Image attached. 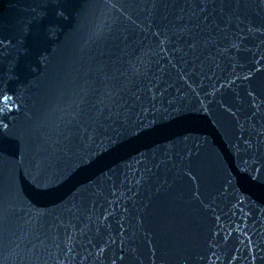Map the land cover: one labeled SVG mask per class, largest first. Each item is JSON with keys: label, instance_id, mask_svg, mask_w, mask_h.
<instances>
[{"label": "water", "instance_id": "1", "mask_svg": "<svg viewBox=\"0 0 264 264\" xmlns=\"http://www.w3.org/2000/svg\"><path fill=\"white\" fill-rule=\"evenodd\" d=\"M175 3L0 0V264H264V4Z\"/></svg>", "mask_w": 264, "mask_h": 264}, {"label": "snow or ice", "instance_id": "2", "mask_svg": "<svg viewBox=\"0 0 264 264\" xmlns=\"http://www.w3.org/2000/svg\"><path fill=\"white\" fill-rule=\"evenodd\" d=\"M141 2L143 3V5L145 6V8L147 9H151V10H155L157 8H159L161 5L167 7L169 5L171 6H177L176 3H175V0H172V3H168L167 0H141ZM260 4H264V0H259ZM249 3V0H219V2H217V0H201V4L200 5H197L196 3H191L190 6L191 7H200L201 11H203L204 9L208 8V7H212V8H215V7H219L221 9H224V8H234V9H240V8H243L245 7L247 4ZM185 6H189L188 4H182V7H185ZM151 15V13H150ZM239 17H237L238 19ZM205 19H207L205 17ZM229 20H231V16H229L228 18ZM228 27V24H224L223 27L220 28V31H223L224 29H226ZM261 27L264 28V23L261 24ZM252 30V27L249 26V31ZM179 32L181 33H186L188 34V30L187 28H180L178 29ZM157 35H159V33H157ZM165 39H167V37H165ZM163 42V41H162ZM197 41L194 39L193 40V43L189 45V47L191 48H196L197 47ZM238 43L239 42H234L231 44V47L232 48H238ZM227 49H225L226 51ZM235 79H239V77H235ZM244 79H248V77H244ZM136 85L134 82H131L129 81L128 83H126L124 85V89L122 90H128L131 92V90L133 88H135ZM221 87H223V84H221ZM157 88V85H151L149 88H148V91L152 92L153 94V99H155V96H156V91H154V89ZM217 90L216 89H213V92H212V95L214 96L215 95V92ZM133 95H135L134 92H132ZM160 94H163V92L161 91ZM249 95H253V92H249ZM2 99L4 101H8V97L4 96L2 97ZM223 107V104L221 105ZM4 107H7V104L4 105ZM202 107L204 108L205 111H208L209 108H208V105L206 104H203L202 103ZM229 112H232V109L231 108H228L227 109ZM0 111H3V108H0ZM144 111H148L147 109H145ZM172 111H179V107L177 106L176 108H173ZM257 111H259V108H257ZM233 115H235L233 113ZM5 127H7L5 125ZM142 127V125H141ZM241 131L243 132V128L241 127ZM246 144H248L249 146L250 145V142L249 141H245ZM189 155H191V152H189ZM191 173L189 172V175Z\"/></svg>", "mask_w": 264, "mask_h": 264}]
</instances>
